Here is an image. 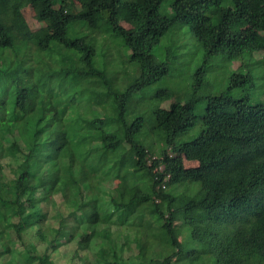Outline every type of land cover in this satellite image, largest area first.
Wrapping results in <instances>:
<instances>
[{
    "label": "trees",
    "instance_id": "trees-1",
    "mask_svg": "<svg viewBox=\"0 0 264 264\" xmlns=\"http://www.w3.org/2000/svg\"><path fill=\"white\" fill-rule=\"evenodd\" d=\"M78 1L69 13L67 0H0V42L10 41L0 44V264H57L54 254L72 242L70 264H264V100L245 88L264 93V0ZM22 2L36 6L42 33L28 26ZM163 7L170 14L159 22ZM249 23L258 28L224 35ZM110 41L126 50L133 77L97 62L98 43ZM220 54L241 64L226 89L197 96ZM191 63L192 87L177 93L168 82L176 74L181 82ZM41 71L44 87L30 76ZM162 81L155 96L170 106L156 108L146 129L133 96ZM181 153L198 164L186 168ZM93 175H101L94 194ZM113 178L122 183L106 186ZM56 196L49 215L45 200ZM131 226L137 247L127 253Z\"/></svg>",
    "mask_w": 264,
    "mask_h": 264
},
{
    "label": "rangeland",
    "instance_id": "rangeland-1",
    "mask_svg": "<svg viewBox=\"0 0 264 264\" xmlns=\"http://www.w3.org/2000/svg\"><path fill=\"white\" fill-rule=\"evenodd\" d=\"M69 2V7H68V12L69 13H75L78 10H80V3L78 0H67ZM227 4L234 6V3L232 0H226ZM20 9L28 23V26L35 32L37 33H42L44 30V22L42 21L41 17L39 16V13L36 9V6L33 3L30 2H22L20 4ZM161 13L162 16L159 18V22H163L166 20V17L170 14V8L169 7H163L161 9ZM121 22L123 25L125 26H129L130 23L124 19H121ZM257 24L256 23H249V24H244L239 26L237 29L235 30H227L225 31L224 35L229 36V37H240L254 29H257ZM185 29V28H184ZM88 30H90L88 28ZM92 31V30H91ZM189 32V31H188ZM81 35V34H79ZM191 35V34H190ZM192 36V35H191ZM89 37V36H87ZM101 39V37H99ZM1 46L7 47L10 45V41L7 38H3L1 39L0 42ZM98 47H100L101 52L98 54L97 57V62L100 64L104 63L105 60L108 62H110L109 69H110V74H114L117 75L120 78H123L124 80L129 79V77H133L134 76V66L132 64V60L130 57L126 56V50L123 49L121 46L119 45H115L113 42H109V47L104 46V44L102 42L98 43ZM162 47H156V49L161 52ZM107 49V51L110 53L111 50V56H108V60L107 57H103V53L104 50ZM124 51V52H123ZM261 53V54H260ZM258 54V57L262 56V52H260ZM106 58V59H105ZM45 59L48 62H51V59L49 57H45ZM257 58H253L250 59V62L252 61V63L254 64L252 67L255 70L260 69L258 63L256 62ZM241 64L240 61H231L229 59L226 58L225 54H220L217 55L216 57L210 59V62L207 64L208 66V73L204 76V80H206V82L204 83V85L202 86V88H199L196 91V95H201V94H211L212 92H216L215 90L219 91L226 89L227 88V78L229 77V75L238 68V66ZM132 65V66H130ZM175 65H176V58L173 57L172 61L168 64L167 66V72L170 73L171 71L174 72L175 70ZM197 66V65H196ZM195 65L193 63L190 64V69L187 73L182 74L181 77V82L179 80L178 77H176V75L170 79V81L168 83H170V85L172 86L173 90H175L177 93H182V92H186L189 91L192 87L193 84V75L195 72ZM175 74V73H174ZM256 74V72H255ZM31 79L38 85V87H44L45 85H47L50 81L47 77V74L44 71L41 72H34L31 75ZM224 77V81L221 84V79ZM179 80V81H178ZM258 84V83H257ZM161 86H163V81L162 82H156L153 85H151L150 87H148L146 90L144 91H140L137 94H135L133 96V102L131 104H135L138 111H140V113L144 114L146 116V129H148L151 126V122H152V116H153V111L158 108V107H164V108H168L170 106V102L171 100H159L156 96L155 93L158 89L161 88ZM245 88H248L246 90V92H251V91H256L257 93L261 94V98L258 94H253L252 96L257 99V100H264V93L261 92V89H257L255 88H251L248 86H245ZM264 89V88H263ZM56 90H59V88L57 87ZM234 92V94L239 95V94H244V89L242 91V89L240 90H230L229 91ZM36 99L34 97V95L32 94L30 96V98L27 101V105L30 106L33 103H35ZM40 106L43 108V103H41V101L38 102L37 106ZM95 109H98V111L95 110V112L101 113V110L97 107H94ZM191 134H184L179 136V139H190L195 133L196 130L191 131ZM156 147V146H155ZM11 150H15V147L12 146ZM167 151L170 155L174 156L176 155L173 151L171 146H167ZM181 158H182V162L183 165L186 168H190V167H194L198 164L197 160L195 158L189 157L184 153H181ZM155 157V156H154ZM127 160L124 159L122 161H120L116 167V171L119 172L120 169L122 168V165L126 164ZM160 169V168H159ZM6 171H8L6 169ZM101 178V175H93V177L91 178L90 182H91V186H90V192L91 193H96L97 189H100V186H98L97 183H99ZM122 182L118 179V178H113L111 181H109L108 183L106 182V186L110 187V188H114L117 185H120ZM97 185V186H96ZM115 199L116 202L113 205L114 207H118L121 206L122 202L118 201V196L115 194ZM60 196H56V197H50L47 198L45 201L47 204H49V215H53L56 213V211L60 208L59 206V202L60 200ZM63 214H67L68 211L70 210L69 206H64L63 207ZM173 221L175 223H179V219L177 218V215L174 214L172 216ZM134 227L131 226L128 230H126L125 235L122 236L125 240V242H127V246H126V250L127 253L133 252L137 246L134 240V235H135V231H134ZM183 234L188 232V228L187 226H183ZM180 236V239L183 240L185 239L184 235ZM116 238V236H115ZM120 240V239H119ZM17 242V241H16ZM19 248H22L21 246L18 245ZM41 251H43V248L40 249ZM77 248H76V244L74 242L70 243L69 245L66 246H62V248L60 249V251L56 252L54 254L55 256V261L57 264H70V260L71 257L75 256V252H76ZM115 252H111L108 254V257L110 259H116L118 256L117 253V248L115 249ZM35 251H39V250H35ZM129 251V252H128ZM136 251V250H135ZM126 253V252H125ZM94 254H96V250L93 249L91 251V255L92 257H94ZM136 259H138L139 261L141 260V255L138 254V252H136L135 254ZM145 258V257H144Z\"/></svg>",
    "mask_w": 264,
    "mask_h": 264
}]
</instances>
